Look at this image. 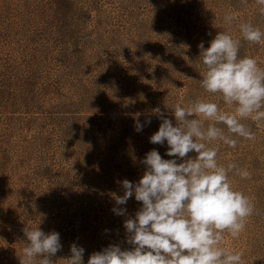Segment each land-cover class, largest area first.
I'll return each mask as SVG.
<instances>
[{"label": "rangeland", "instance_id": "obj_1", "mask_svg": "<svg viewBox=\"0 0 264 264\" xmlns=\"http://www.w3.org/2000/svg\"><path fill=\"white\" fill-rule=\"evenodd\" d=\"M226 14L237 20L225 23ZM239 23L264 32L255 0H0V264H20L25 227L60 234L52 264H68L74 242L85 264L110 244L130 248L123 222L141 204L132 197L120 206L127 216L116 215L119 182H138L153 149L173 158L166 144L150 143L161 123L153 110L174 125L176 104L202 99L233 112L201 87L198 45L225 32L240 41V58L264 69V42L244 41ZM241 122L255 140L207 145L218 148L219 165L251 174H229L255 209L239 238L225 233L220 246L242 253V264H264V125Z\"/></svg>", "mask_w": 264, "mask_h": 264}, {"label": "clouds", "instance_id": "obj_2", "mask_svg": "<svg viewBox=\"0 0 264 264\" xmlns=\"http://www.w3.org/2000/svg\"><path fill=\"white\" fill-rule=\"evenodd\" d=\"M255 4L264 15V0H255ZM236 20L235 14L224 16L229 25ZM238 27L244 41L264 42L259 27L251 23H239ZM240 47V41L225 32H218L207 48L203 42L198 45L204 68L201 87L219 95L225 105L234 106L233 112L202 99L188 107L176 104L171 109L174 125L159 107L153 110L161 123L150 143L166 144L165 154L173 158L164 159L153 149L141 161L145 171L138 182H119L123 195L115 196L113 212L127 216V209L120 206L132 197L141 204L134 217L123 222L130 248L110 244L93 252L87 264H242V253L220 245L225 233L239 238L255 209L249 197L233 189L229 174L241 179H249L251 174L234 163L219 165L218 148L207 146L220 141L234 149L237 137L255 140V133L242 120L251 119L257 128L264 125V69L254 58H240ZM204 121L214 123L205 128ZM150 124V117L138 121L135 131L139 133ZM216 125H223L228 134ZM193 152L196 155L190 157ZM23 232L27 242L20 264H36L37 257L39 264H52L51 258L63 248L60 234L27 227ZM84 253L83 247L72 243L68 264H85Z\"/></svg>", "mask_w": 264, "mask_h": 264}]
</instances>
